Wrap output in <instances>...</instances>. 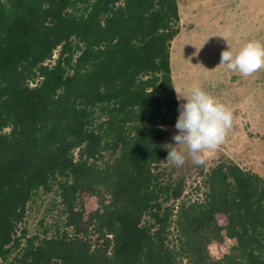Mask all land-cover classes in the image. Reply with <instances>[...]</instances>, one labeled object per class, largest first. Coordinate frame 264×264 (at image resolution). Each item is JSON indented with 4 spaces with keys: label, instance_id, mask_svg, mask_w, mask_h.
<instances>
[{
    "label": "trees",
    "instance_id": "16d2710c",
    "mask_svg": "<svg viewBox=\"0 0 264 264\" xmlns=\"http://www.w3.org/2000/svg\"><path fill=\"white\" fill-rule=\"evenodd\" d=\"M179 23L178 0H0V264H264V176L221 160L194 198L165 160ZM51 192L62 225L29 235Z\"/></svg>",
    "mask_w": 264,
    "mask_h": 264
},
{
    "label": "rangeland",
    "instance_id": "374dc122",
    "mask_svg": "<svg viewBox=\"0 0 264 264\" xmlns=\"http://www.w3.org/2000/svg\"><path fill=\"white\" fill-rule=\"evenodd\" d=\"M178 5L180 31L171 43L175 89L187 93L191 86L199 85L231 109L234 117L225 142L209 156L205 165H196L187 158L183 166H174L173 177L184 176L186 196L195 198L201 195L196 190L201 172L221 160L234 161L264 176V69L242 76L219 64L221 51L229 47L235 51L237 39L240 42L248 37V41L264 43V0H178ZM244 44L238 43L237 47ZM165 129L169 133V146L179 147L173 145L175 125ZM54 202V192L35 196L23 224L29 235H43L45 229L54 230L57 224L62 225L63 217ZM234 242L225 238L221 245L213 243L211 252L221 256Z\"/></svg>",
    "mask_w": 264,
    "mask_h": 264
},
{
    "label": "clouds",
    "instance_id": "9594fccd",
    "mask_svg": "<svg viewBox=\"0 0 264 264\" xmlns=\"http://www.w3.org/2000/svg\"><path fill=\"white\" fill-rule=\"evenodd\" d=\"M219 64L233 73L250 76L264 69V43L250 40L238 52L234 53L231 47L222 50ZM175 91L180 104L173 145L179 147L168 148L165 160L170 166L180 167L190 158L194 164L203 166L225 142L233 125V112L199 85L191 86L187 93Z\"/></svg>",
    "mask_w": 264,
    "mask_h": 264
},
{
    "label": "crops",
    "instance_id": "0c3cea01",
    "mask_svg": "<svg viewBox=\"0 0 264 264\" xmlns=\"http://www.w3.org/2000/svg\"><path fill=\"white\" fill-rule=\"evenodd\" d=\"M243 25H245V21H244ZM248 40H249L248 37H247L246 39H242L240 42H239L238 39H237V42H236V43H237V45H238V43H241V42L244 44V43L247 42ZM232 41H233V39L231 40V42H232ZM231 42H230V43H231ZM234 42H235V41H234ZM232 45L234 46L235 44L232 43ZM237 45H236V47H235V48H236L235 51H233L234 53L239 51V49H240V47H241L242 44L239 45L238 47H237Z\"/></svg>",
    "mask_w": 264,
    "mask_h": 264
}]
</instances>
